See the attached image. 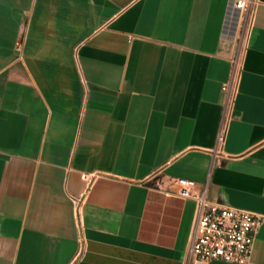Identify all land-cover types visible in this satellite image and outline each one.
I'll list each match as a JSON object with an SVG mask.
<instances>
[{"label": "crops", "instance_id": "crops-1", "mask_svg": "<svg viewBox=\"0 0 264 264\" xmlns=\"http://www.w3.org/2000/svg\"><path fill=\"white\" fill-rule=\"evenodd\" d=\"M172 177L262 215L264 264V0H0V264H181Z\"/></svg>", "mask_w": 264, "mask_h": 264}, {"label": "built area", "instance_id": "built-area-1", "mask_svg": "<svg viewBox=\"0 0 264 264\" xmlns=\"http://www.w3.org/2000/svg\"><path fill=\"white\" fill-rule=\"evenodd\" d=\"M256 2L257 0H229V11L241 16L250 12ZM229 61L232 65L231 81L220 86L227 93L225 104L232 98L229 88L237 78L240 66L235 55L230 56ZM224 131L225 127L221 124L216 133L218 143L222 142ZM219 156L214 155V163L218 162ZM79 176L87 180L89 175L82 172ZM168 185L171 190L164 189V193L191 198L194 202L181 264L210 259H222L233 264H250L251 243L262 215L240 206L210 199L206 185L197 186L191 178L172 177L168 180Z\"/></svg>", "mask_w": 264, "mask_h": 264}]
</instances>
